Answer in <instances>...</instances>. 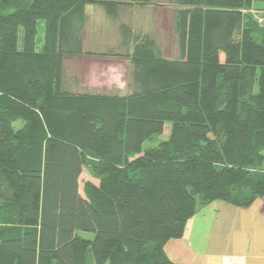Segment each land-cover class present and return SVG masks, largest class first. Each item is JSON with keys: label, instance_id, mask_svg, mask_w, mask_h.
<instances>
[{"label": "trees", "instance_id": "trees-1", "mask_svg": "<svg viewBox=\"0 0 264 264\" xmlns=\"http://www.w3.org/2000/svg\"><path fill=\"white\" fill-rule=\"evenodd\" d=\"M126 1L0 0V264H175L200 205L264 196V0H176L178 57L142 37L97 54L131 62L130 93L80 90L86 6Z\"/></svg>", "mask_w": 264, "mask_h": 264}, {"label": "crops", "instance_id": "crops-1", "mask_svg": "<svg viewBox=\"0 0 264 264\" xmlns=\"http://www.w3.org/2000/svg\"><path fill=\"white\" fill-rule=\"evenodd\" d=\"M146 5L141 6L144 7L142 9L138 8L140 13L145 14L143 17L148 21L158 22L155 24L156 31H161L160 34L163 36L173 35L172 39L177 41L174 29L176 4L170 2L163 7ZM132 6L134 4H121L119 15L127 9L131 13L137 12L136 7L130 9ZM255 7L264 9L262 4ZM166 9H172L170 16L165 12ZM166 19H169L168 26L165 25ZM156 31L154 30L153 34H157ZM84 42L86 50H89L86 27ZM83 63L84 67L89 66L88 72L91 71L88 78L90 77L93 82L97 78L100 82L96 88L108 89L111 92L122 89V83L126 82L132 68L129 60L112 56L93 58ZM121 76H124V80ZM164 250L175 264H264V196L246 208L222 200L200 205L186 223L183 236L168 241Z\"/></svg>", "mask_w": 264, "mask_h": 264}, {"label": "rangeland", "instance_id": "rangeland-1", "mask_svg": "<svg viewBox=\"0 0 264 264\" xmlns=\"http://www.w3.org/2000/svg\"><path fill=\"white\" fill-rule=\"evenodd\" d=\"M139 1H150V5L163 7V5H169L170 2L175 3L176 0H128L122 3V5L134 4V6H132V8L130 9H133L135 7L137 9L138 8L142 9L145 6H147L146 4H140ZM87 6H88L86 10L87 47L89 49L88 50L89 52L91 53L93 52L96 55H91V56L86 55L79 57L82 59H75L76 58L75 57L66 60V66L69 69H71L70 71L76 72L80 79V84H81L79 87L80 90L111 92L108 91V89L96 88V86L100 82L97 81V78L94 79V82L90 79V77L88 78V76L91 75V71L88 72L89 69L87 70V68H89V66L84 67L83 62L93 58L96 59L104 58L101 56H97V54H102L105 52H110L112 54L115 52L118 53L121 52L123 54L130 52L133 49L134 43L138 41L140 38L145 37V35H150L151 37L156 38L155 42L161 48V51L165 56L170 58H176L179 56L178 43L177 41H174V39H172L173 35L172 36H170L169 34H165L164 36L161 35L160 34L161 31L159 30L156 31L155 24H158V22L154 20L148 21L146 17H143V15L145 14H143V12L140 13L139 9L137 12L132 11V13L127 9L124 10V12L120 13V15L118 14L117 16H114L110 13H107L104 7H102L99 4H89ZM171 10L172 9H166L165 12L168 13L170 16ZM250 11L254 16V18L256 19L257 23H259L260 26L264 27V9L255 8ZM166 18H168V16ZM168 21L169 19H166L165 21L166 26L169 25ZM127 23H130L131 25ZM123 25L125 26V28ZM154 30L157 32V34L155 33L153 34ZM44 33H45L44 22L40 21L38 23V36H37L38 50H41L44 44ZM121 78L124 80V76H121ZM126 78H127L126 82L122 83V89L117 90L121 94H128L131 92L130 75H127ZM22 125H23V121L18 120L17 122L14 123L13 126L15 129H18ZM170 130H171V124L166 123L164 132L162 134H157L153 136L151 139L147 140L143 144V149L146 150L150 147H154L158 145L162 140L168 139ZM87 180H93L95 183L98 182L97 180L92 179L89 173L85 170L82 176L80 177V191L82 195H84L83 186L85 181ZM77 233L83 238H88V239L93 238V233L91 232L78 230Z\"/></svg>", "mask_w": 264, "mask_h": 264}]
</instances>
